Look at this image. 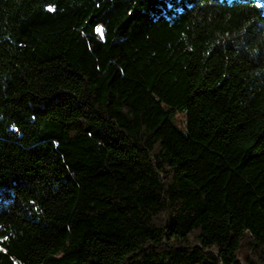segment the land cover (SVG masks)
<instances>
[{
	"label": "trees",
	"instance_id": "16d2710c",
	"mask_svg": "<svg viewBox=\"0 0 264 264\" xmlns=\"http://www.w3.org/2000/svg\"><path fill=\"white\" fill-rule=\"evenodd\" d=\"M0 264H264V0H0Z\"/></svg>",
	"mask_w": 264,
	"mask_h": 264
},
{
	"label": "snow or ice",
	"instance_id": "6c2138e0",
	"mask_svg": "<svg viewBox=\"0 0 264 264\" xmlns=\"http://www.w3.org/2000/svg\"><path fill=\"white\" fill-rule=\"evenodd\" d=\"M101 31V35H102V30H100Z\"/></svg>",
	"mask_w": 264,
	"mask_h": 264
}]
</instances>
